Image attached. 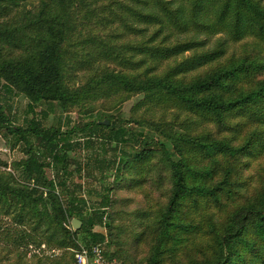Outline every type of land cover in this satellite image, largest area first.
<instances>
[{
    "label": "trees",
    "instance_id": "obj_1",
    "mask_svg": "<svg viewBox=\"0 0 264 264\" xmlns=\"http://www.w3.org/2000/svg\"><path fill=\"white\" fill-rule=\"evenodd\" d=\"M82 53L97 65L76 85L77 71L91 61ZM2 88L30 98L31 111L41 102L65 110L142 95L135 109L151 113L137 121L148 131L102 112L51 127L34 115L23 129L0 100V132L26 144L14 165L19 175L2 170L0 159V215L10 219L0 223V242L24 246L25 255L31 243L90 246L104 241L94 228L107 218L110 245H117L108 210L115 187L88 213L70 181L93 165L102 175L113 170L119 187L164 188V202L148 200L134 212L143 228L136 242L150 245L142 264H264L263 0H0ZM158 110L160 120L150 117ZM73 218L82 221L77 230ZM110 252L120 264L118 251Z\"/></svg>",
    "mask_w": 264,
    "mask_h": 264
},
{
    "label": "rangeland",
    "instance_id": "obj_2",
    "mask_svg": "<svg viewBox=\"0 0 264 264\" xmlns=\"http://www.w3.org/2000/svg\"><path fill=\"white\" fill-rule=\"evenodd\" d=\"M28 5L30 7L31 4L29 3ZM107 30H103L104 32L102 31L104 33H102L103 36H106ZM88 33L89 32L84 31L80 39ZM93 33L94 32L90 30V34ZM218 36L219 35H216L213 38V44ZM126 39L128 38L125 37L123 40ZM236 48L238 49L239 45H236ZM80 58L85 61L91 60L83 53ZM84 65L86 67L80 68L77 71V75L75 76L76 85H81L83 82H85L86 78L89 74H91L97 63L91 60L90 62L84 63ZM111 65L112 67H118L116 63H111ZM113 99L114 98L91 100L83 105L74 106L72 108L69 107L65 110L59 105H55L54 107L52 106L51 108V106H48L46 102H41L34 107V111H31L29 108L30 98L26 97L23 93H20V91L18 92L17 89H13L12 92H8L2 88L0 92V100L4 106L9 120L14 125L22 127L23 129L29 128L30 120L34 115L35 118L40 121L42 126L51 127L57 126L60 120L65 123L68 118L71 119L72 122L70 126H72L74 123H77L81 120H90L92 113L102 112L103 114H111L113 119L119 124L123 123L128 127L133 125L136 127L135 129L140 131L150 130V126L147 125L146 122H143V120L142 122H137L140 120V114L142 112H146L148 114L151 113L149 111L147 112V110L144 108H138L137 110L135 109L136 104L142 99V95H131L124 101L122 100V97L118 102L116 101V104ZM154 114L155 115L151 114L150 117H153L155 120L161 119L162 112H160V110L156 111ZM164 117L166 119L172 118L171 112L170 115L165 114ZM64 126V128L67 127V125ZM155 133L157 137L156 139L163 138V134H160L158 131ZM132 146L133 144L129 145V148L131 149ZM25 147L26 144L24 141H17V138L10 135L6 130L3 129L0 132V159L6 162L7 165H2L1 169L13 171L19 175L20 171H18L14 165L26 157L24 150ZM108 149L110 151L112 149V145ZM73 156L82 162L86 161L84 151L79 152L78 150H75L73 152ZM106 157L109 159L112 157L111 151ZM257 165L258 161H254L252 163L251 169L254 171V167ZM93 167L94 166L92 165L90 170L85 169L82 173L75 171L70 181L73 182L74 186L78 185V196L83 197L86 200L88 204V213L93 212L94 209L100 205L101 199L103 198L104 194L108 192L111 185L115 187L113 191H110V196L113 199V205L110 206L108 210L109 214L115 218L114 232H117L120 235V239L117 242L118 244L110 245L111 236L107 225L105 224V222L108 221L107 218L104 219L103 224L96 225L94 231L98 234L104 235V240L107 241L108 251H118V255L116 257H118L120 264H142L150 245L146 241L136 242L137 239H135V237L143 231V228L141 227L140 222L135 219L134 212L146 207L149 204L148 200H152L153 202L160 200L164 202L166 200V194L164 193L163 186L162 188H157L151 183H145L143 186L136 188H128L123 186L119 187L118 185L114 184L113 170L107 171L105 175H102ZM91 170L94 171V175L88 176L86 172ZM47 173L50 177L53 176L50 168H47ZM164 186H167V182L164 184ZM9 222V218H5L0 215V223L3 227H5ZM81 246L83 245H80V247ZM77 249L79 248H76L75 250ZM24 253V246L20 248H13L5 243L0 242V264H53L56 261L55 259L46 260L38 259L37 257L29 258ZM72 255H74V252L68 251L64 256L58 259H61L62 261L68 260Z\"/></svg>",
    "mask_w": 264,
    "mask_h": 264
},
{
    "label": "built area",
    "instance_id": "obj_3",
    "mask_svg": "<svg viewBox=\"0 0 264 264\" xmlns=\"http://www.w3.org/2000/svg\"><path fill=\"white\" fill-rule=\"evenodd\" d=\"M27 256L44 257V258H60L68 251L74 252L75 261L70 264H119V262L108 255L107 241L91 244L90 246H81L75 250L66 247H49L43 243L41 245L29 244L26 248Z\"/></svg>",
    "mask_w": 264,
    "mask_h": 264
},
{
    "label": "water",
    "instance_id": "obj_4",
    "mask_svg": "<svg viewBox=\"0 0 264 264\" xmlns=\"http://www.w3.org/2000/svg\"><path fill=\"white\" fill-rule=\"evenodd\" d=\"M106 124L109 123V121H104ZM72 226H73V229L77 230L79 229L81 226H82V221L78 218H73L72 219Z\"/></svg>",
    "mask_w": 264,
    "mask_h": 264
}]
</instances>
